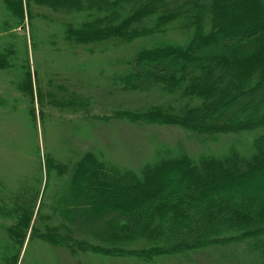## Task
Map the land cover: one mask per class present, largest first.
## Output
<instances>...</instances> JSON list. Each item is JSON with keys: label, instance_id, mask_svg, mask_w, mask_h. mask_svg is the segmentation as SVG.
Returning <instances> with one entry per match:
<instances>
[{"label": "trees", "instance_id": "trees-1", "mask_svg": "<svg viewBox=\"0 0 264 264\" xmlns=\"http://www.w3.org/2000/svg\"><path fill=\"white\" fill-rule=\"evenodd\" d=\"M4 5L0 38L9 44L0 45V76L17 92L9 94L23 104L28 126L34 122L37 128L35 89L42 125L47 118L41 101L51 82L42 69L51 75L60 70L44 62L33 79L30 38L54 57L67 48L77 60L74 72H85L79 58L124 51L111 89L156 101L144 109L130 104L105 119L179 127L210 147L190 154L183 146L158 145L155 157L135 171L98 151L79 150L59 160L49 144L42 163L37 146L33 180L23 177L20 187L0 184V264H18L26 241L23 259L37 242L75 257V264H83L81 254L141 264L163 256L184 264H264V0H4ZM79 88L66 89L71 113L87 112L91 104L79 100ZM241 134L249 138L241 140Z\"/></svg>", "mask_w": 264, "mask_h": 264}, {"label": "rangeland", "instance_id": "rangeland-1", "mask_svg": "<svg viewBox=\"0 0 264 264\" xmlns=\"http://www.w3.org/2000/svg\"><path fill=\"white\" fill-rule=\"evenodd\" d=\"M4 6V0H0V30L6 28ZM45 27L46 24L43 21L42 25H39V30L44 31L41 37L44 40L47 38ZM25 29L29 36L28 19L25 20ZM8 44L7 37L0 38V45L7 46ZM28 52L34 80L36 77L35 68L42 69L44 62L53 61V68L60 66V70L51 75V71L42 69L43 72L50 75L45 78V81L51 82L45 89L44 99L41 101L43 106L45 104L48 124L45 119L42 125L40 102L37 100L35 89L34 110L37 128H35L34 122L32 128L27 125V116L22 109L23 104L20 103V99L17 100L12 97L14 95L9 94V92H17L9 88V84L3 81L2 76L5 79L6 75L0 76V97L6 99L5 103L0 104V184H4L5 187L19 186L23 177H28L30 181L33 180L32 175L37 173L38 154L35 153L37 146L42 163H44L45 149L49 144L48 148L56 154V158L59 160H63L64 156L66 157L68 154H75L73 157H76L79 150H82L83 153L87 151L97 153L98 151L104 155L107 154L106 159L112 163L135 171H139L147 161L155 157L154 151L158 145H168L174 148L183 146L187 151L190 150L194 153H201L209 149L210 144L204 143L205 141H201L195 136L191 138L189 133L179 127L137 125L120 119H105L115 110L129 107L130 104L132 106L134 103H138L137 107L144 109L156 101V98L151 95L123 92L118 90V87L111 89L112 77L118 74L123 67L119 65L123 64L119 63L118 56L124 51L112 52L110 56L106 55V58L99 57L90 60H86V57L82 55L84 58H79L78 61L82 59L83 61L80 62L82 64L85 62L84 73L83 70L76 72L71 70L77 60L72 59L67 48H62L58 56L54 57L36 49L31 45L29 38ZM119 66L120 68H118ZM67 79H71L73 82L71 83ZM79 82L81 84L75 85ZM73 86L81 87L78 89L81 96L79 100L85 99L84 101L91 102L87 112L78 111V114L76 111L70 112L72 108L67 105L70 100H68L69 95L66 89ZM86 95L91 96L89 98ZM66 112L68 114H65ZM100 116L103 118L98 119ZM248 138L247 134L240 135L241 140ZM171 142L175 144H171ZM220 146L224 147L223 144ZM24 157L29 158L26 160ZM43 182L45 184L46 176ZM5 222L6 220H2V223L5 224ZM27 243L28 241L24 245L18 264H75L76 262L75 257L52 251L37 242L30 245L23 259ZM81 256L83 261H80L83 264H141L135 258H109L95 254H81ZM173 259L163 256V258H157L153 264H184Z\"/></svg>", "mask_w": 264, "mask_h": 264}]
</instances>
